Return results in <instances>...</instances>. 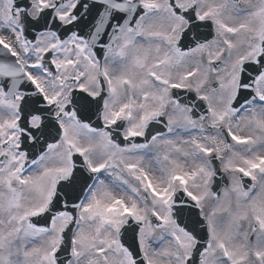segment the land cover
Masks as SVG:
<instances>
[{
    "label": "snow or ice",
    "instance_id": "6c2138e0",
    "mask_svg": "<svg viewBox=\"0 0 264 264\" xmlns=\"http://www.w3.org/2000/svg\"><path fill=\"white\" fill-rule=\"evenodd\" d=\"M0 264H264V0H0Z\"/></svg>",
    "mask_w": 264,
    "mask_h": 264
}]
</instances>
